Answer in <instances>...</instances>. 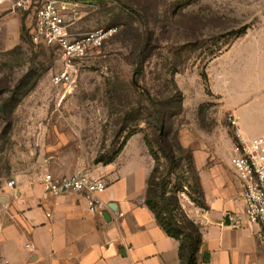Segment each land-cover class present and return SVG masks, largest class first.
<instances>
[{"label": "rangeland", "instance_id": "rangeland-1", "mask_svg": "<svg viewBox=\"0 0 264 264\" xmlns=\"http://www.w3.org/2000/svg\"><path fill=\"white\" fill-rule=\"evenodd\" d=\"M94 5L84 30L118 32L82 63L70 89L52 85L62 69L58 53L34 45L27 33L34 13L0 6V207L2 198L15 199L10 182L16 190L42 185L54 169L59 177L96 172L134 138L147 146L157 169L148 188L156 196L163 188L170 204L182 207L186 198L195 200L200 182L195 150L228 154L225 137L235 142L213 84L221 67H229L221 89L230 109L264 100V0ZM257 113L254 128L264 133V108Z\"/></svg>", "mask_w": 264, "mask_h": 264}, {"label": "crops", "instance_id": "crops-1", "mask_svg": "<svg viewBox=\"0 0 264 264\" xmlns=\"http://www.w3.org/2000/svg\"><path fill=\"white\" fill-rule=\"evenodd\" d=\"M227 69L228 65L222 66L213 83L224 111L237 119L246 138L263 136L254 127L264 100L230 109L221 89ZM243 117L253 127L245 126ZM135 140L127 143L114 163L95 172L108 182L97 213L90 212L83 195L51 197L40 184L10 189L15 199L2 198L0 207V264H183L181 242L166 233L146 204L154 164L147 146L140 140L135 145ZM223 142L231 146V153L212 148L192 155L209 211L200 227L197 264H264L261 228L229 225L228 214L241 213L244 206L232 168L233 138L225 137ZM54 175L59 177L58 170ZM186 200L182 208L191 219L197 218L194 203ZM27 244H35L36 251L27 250Z\"/></svg>", "mask_w": 264, "mask_h": 264}, {"label": "built area", "instance_id": "built-area-1", "mask_svg": "<svg viewBox=\"0 0 264 264\" xmlns=\"http://www.w3.org/2000/svg\"><path fill=\"white\" fill-rule=\"evenodd\" d=\"M5 5H10L15 12L34 13L30 28L32 42L38 47L55 50L62 61L61 71L52 79L56 88L70 89L78 78L82 63L118 32L117 29L84 30L85 19L96 10L88 0H0V6ZM229 121L235 139L232 168L242 188L240 201L244 210L228 214L227 219L235 229L257 226L264 236V135L246 138L233 115L229 116ZM42 186L48 196L55 198L64 194L83 195L90 212L97 213L108 182L103 175L79 170L62 177L47 173L42 179ZM9 187L15 189L16 182H10ZM194 211L198 214L197 218H189L198 227L203 226L208 209L194 204ZM26 249L35 252L37 246L27 244Z\"/></svg>", "mask_w": 264, "mask_h": 264}, {"label": "trees", "instance_id": "trees-1", "mask_svg": "<svg viewBox=\"0 0 264 264\" xmlns=\"http://www.w3.org/2000/svg\"><path fill=\"white\" fill-rule=\"evenodd\" d=\"M27 33L29 34L30 32L28 31ZM25 38L26 28L25 26H23L22 40H24ZM145 95L147 94L145 93ZM147 97L149 98V100H152L149 95ZM159 119L160 118L158 117V121H160ZM164 127V122L160 121V128L164 129ZM162 150L164 151V149ZM165 152L168 153L169 158L174 161V155L166 150ZM191 161L193 165V156ZM156 171L157 169L155 168L152 174ZM152 174L150 176V179L151 177H153ZM193 191L196 197L194 198L195 200H193L192 202L198 207L206 208L203 202V193L201 190L200 182L199 185L193 189ZM166 193L167 192L162 188L161 190H157L156 196V192L152 193V190L148 188L146 204L149 209L155 214L159 225L166 231V233L170 237L181 242V258L183 260V264H197L196 256L202 243L200 227H198L189 218V216L181 206L177 209L174 208L166 197ZM156 198L158 201L156 200Z\"/></svg>", "mask_w": 264, "mask_h": 264}]
</instances>
